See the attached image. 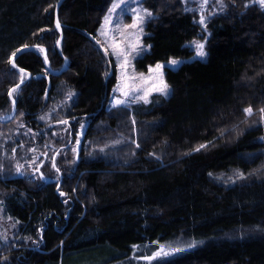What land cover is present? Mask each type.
Returning <instances> with one entry per match:
<instances>
[{"label":"trees","instance_id":"trees-1","mask_svg":"<svg viewBox=\"0 0 264 264\" xmlns=\"http://www.w3.org/2000/svg\"><path fill=\"white\" fill-rule=\"evenodd\" d=\"M110 1L0 0V198L18 225L0 264H145L160 245L182 248L152 264H264V5L215 1L190 59L206 35L188 1L142 0L137 69L186 61L169 97L110 106Z\"/></svg>","mask_w":264,"mask_h":264},{"label":"rangeland","instance_id":"rangeland-1","mask_svg":"<svg viewBox=\"0 0 264 264\" xmlns=\"http://www.w3.org/2000/svg\"><path fill=\"white\" fill-rule=\"evenodd\" d=\"M188 4L191 6L190 9L195 11L198 17V21L200 20L201 15V6L203 5V0H187ZM217 2V0H208V5L204 8L203 14L206 18V24L208 27V20L210 17H212L216 12H218V9L214 7V2ZM111 4L109 6V9L106 12V15L104 17L103 22L101 23V27L99 30V38H101V45L105 49H108V53L111 55L112 59L115 61V68L117 72V81L116 85L113 87L111 92V98L109 100L110 106H118L116 105L115 101L116 99L126 100V105L130 106L131 104L135 103H142L144 102L141 99H138L137 97L144 96L145 92H148L147 94V101L149 102L151 98L154 96V94H161L164 97H169L172 94L171 87L165 79V72L166 68H176V66L180 65L181 63L185 62L186 59L183 58H176L172 60H176L179 63L176 65H171L170 61L161 63L159 65H162L163 67L160 70V73H156L154 71H149V69H155L156 66L150 67L148 69V72H145L143 70H138L136 66V62L138 58H140L142 55H144L146 52L150 51V47L146 45L144 42V38L146 35V22L150 19V17L145 16L144 22L142 24H139L137 28H130L128 27L131 25L134 21L132 18V12L131 10H127L123 13H121L120 8H117L114 13L111 12L113 3H119L120 0H111ZM125 4H130L133 8H143L146 9L142 3V0H139V4L133 3V0H124ZM264 5V4H263ZM121 7H124V5H121ZM111 13V23L107 26H105V18L109 17ZM141 15L143 13L141 12ZM207 27L205 28L202 25V28L204 30V33L206 35L205 39L198 38L195 41L192 42L191 45H193L195 49V55L190 59H204L206 58V55L200 56L198 52L200 51L197 47L198 44H204L203 51L207 54V45L206 40L207 36L209 35L207 31ZM142 29V31L140 30ZM102 30L107 33V35H101ZM138 37V40L136 39ZM113 40L120 45V47L127 53V63H125L124 56L117 57L111 48V45L113 43ZM131 43H136V48L132 50L130 48ZM123 65V66H122ZM160 74H162V78L165 84H167V94H162L158 91H148L150 88H154L155 83L159 82ZM155 80V83H154ZM125 83H127L129 95L128 97H124L122 92L119 91ZM147 102V103H148ZM145 103V102H144ZM109 148V146H107ZM106 147H102L103 150H107ZM3 200L0 198V241L3 240H9L13 238L16 229L18 228V225L11 220V218L7 217L4 212V207L2 206ZM164 244V243H160ZM161 246V245H160ZM159 246V247H160ZM182 247H171L170 245L163 246V251L160 255L155 256V258L151 260L142 259L143 256L140 254H137V256H132L134 258L135 262H143L145 264H152L155 261H161L168 258H171L173 255H177L181 252ZM160 251V248L156 250L154 253ZM137 253V252H136ZM154 253H152L150 256H152ZM135 254V253H134ZM133 254V255H134Z\"/></svg>","mask_w":264,"mask_h":264},{"label":"snow or ice","instance_id":"snow-or-ice-1","mask_svg":"<svg viewBox=\"0 0 264 264\" xmlns=\"http://www.w3.org/2000/svg\"><path fill=\"white\" fill-rule=\"evenodd\" d=\"M259 2L261 4H264V0H259ZM133 3H137L139 4V0H133ZM220 3H221V7H223V0H220ZM121 5H124V7H121ZM208 5V0H203V5L201 6V15H200V20H199V23L201 25H203L205 28L207 27V24H206V18L203 14V10L204 8ZM117 8H120L121 10V13L127 11V10H131L132 12V18H133V23L131 25H129L128 27L130 28H137L139 24H142L144 22V17L147 16V17H151L152 16V13L148 10V9H143V8H133L131 7L130 4H125L124 3V0H120L119 3H113L112 5V9H111V12L114 13L116 11ZM141 12L143 13V15H141ZM111 23V13L109 15V17H106L105 18V26L109 25ZM56 27L57 28H60V21L57 19L56 21ZM142 31V29H140ZM101 35H107L106 32H104L102 30L101 32ZM138 40V37L136 38ZM97 43H99V41H97ZM136 43H131L130 44V48L132 50H134L136 48ZM198 49L200 50L198 52V54L200 56H204L206 55V53L203 51V48H204V44H198L197 45ZM111 48H112V51L113 53L117 56V57H120V56H124V59H125V63H127V53L120 47V45L118 43H116L114 40H113V43L111 45ZM108 49L105 48L104 49V52L107 53ZM13 57H15V53L12 54V57H10V62L12 63V67L13 68H16L17 65L14 63V60H13ZM47 59V57L45 56V60ZM179 62L176 61V60H172L170 61V64L171 65H176L178 64ZM123 66V65H122ZM163 66L162 65H159L157 64L156 65V68L155 69H149V71H154L156 73H160V70ZM19 72L21 74V83L24 82V75L26 74L24 69H19ZM154 83H155V80H154ZM19 87V85L17 86ZM128 85L127 83H125L120 89H118L119 91L122 92L123 96L124 97H128L129 95V91H128ZM158 91L162 94H167V84L164 83L163 81V78H162V74H160V77H159V82L158 83H155V86L154 88H150L148 91ZM16 91V88H13L10 92H9V95L12 94V92H15ZM147 94L148 92H145V95L144 96H140V97H137L138 99H141L143 100L145 103H147ZM116 105H126L127 101L126 100H121V99H116L115 101ZM262 112H264V109H261ZM245 112H247L249 115L252 114V109L251 108H247L245 109ZM65 123H67L65 121ZM137 147H139V145H137ZM53 167H55V164L53 163ZM57 171H59V169H57ZM138 247V246H137ZM163 251V246H160V251L154 253L152 256H146V257H143L144 259L146 260H151L153 258H155V256H158L161 254V252Z\"/></svg>","mask_w":264,"mask_h":264},{"label":"water","instance_id":"water-1","mask_svg":"<svg viewBox=\"0 0 264 264\" xmlns=\"http://www.w3.org/2000/svg\"><path fill=\"white\" fill-rule=\"evenodd\" d=\"M63 0H60V2H62ZM33 49H35V48H40V46H38V45H35V47H32ZM24 49H27V48H23V50H21V51H19L18 53L20 54L21 52H23L24 51ZM43 52H45V55H46V50L43 48ZM65 68V67H64ZM28 76L30 77V74L28 73ZM50 85V80H49V82H48V86ZM50 87V86H49ZM15 112H16V103H15V101H14V107H13V111H12V113H11V115L6 119V120H3V121H9V120H11L13 117H14V115H15Z\"/></svg>","mask_w":264,"mask_h":264},{"label":"bare ground","instance_id":"bare-ground-1","mask_svg":"<svg viewBox=\"0 0 264 264\" xmlns=\"http://www.w3.org/2000/svg\"><path fill=\"white\" fill-rule=\"evenodd\" d=\"M66 68V67H65Z\"/></svg>","mask_w":264,"mask_h":264},{"label":"flooded vegetation","instance_id":"flooded-vegetation-1","mask_svg":"<svg viewBox=\"0 0 264 264\" xmlns=\"http://www.w3.org/2000/svg\"><path fill=\"white\" fill-rule=\"evenodd\" d=\"M22 176V175H21Z\"/></svg>","mask_w":264,"mask_h":264}]
</instances>
